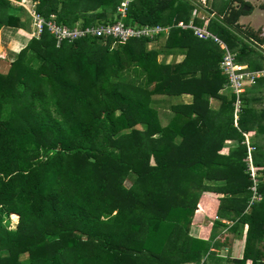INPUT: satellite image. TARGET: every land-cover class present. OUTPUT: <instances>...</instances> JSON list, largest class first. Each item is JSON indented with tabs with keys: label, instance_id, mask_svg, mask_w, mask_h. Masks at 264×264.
Wrapping results in <instances>:
<instances>
[{
	"label": "trees",
	"instance_id": "1",
	"mask_svg": "<svg viewBox=\"0 0 264 264\" xmlns=\"http://www.w3.org/2000/svg\"><path fill=\"white\" fill-rule=\"evenodd\" d=\"M35 1L44 17L55 14L70 27L121 21L170 28L125 42L84 36L60 45L44 31L13 60L0 57V264L198 263L207 241L188 229L205 191L219 195L220 217L249 226L244 256L234 262L264 264V150L252 142L263 198L249 208L252 179L243 142L244 134H264V111L253 107L264 86L247 88L235 125V96L219 94L227 82L224 50L178 26L189 23L196 4ZM245 5L251 6L231 0L221 17L197 14L193 23L206 22L238 61L262 68L264 55L245 41L255 32L239 24L251 13ZM25 10L0 0V29L24 26ZM154 42L161 47L151 48ZM184 94L191 100L170 104L164 124L154 101ZM212 99L219 100L217 108ZM229 140L236 145L221 155ZM129 177L134 185L127 188ZM11 215L19 217L15 229Z\"/></svg>",
	"mask_w": 264,
	"mask_h": 264
},
{
	"label": "crops",
	"instance_id": "2",
	"mask_svg": "<svg viewBox=\"0 0 264 264\" xmlns=\"http://www.w3.org/2000/svg\"><path fill=\"white\" fill-rule=\"evenodd\" d=\"M11 1L15 7H19V4H18L19 0H11ZM26 1H27L26 5L22 4L23 6H25L26 10L21 15L22 18H24V21L26 20L24 26H20V27L4 26L2 29H0V41H1L0 46L4 45L2 42H4V40H6V35H4V34H7V33H12V37L10 39L15 38L19 34L20 35V36L18 35L19 38L20 39L22 38L21 44L22 43L26 44L27 42H29L28 37L31 36L30 32L33 30V26H32V18H30V14L28 15L29 12L27 11L28 8H26V6L27 7L33 6L36 9L38 2L35 0H26ZM246 1H249V0H246ZM214 2H215V0L213 1L212 5L215 4ZM262 4H263V6H260L259 9L262 13H264V2ZM199 6L200 5H196L198 11L193 14L191 19H193V17L197 14H199V16H201L200 18H202V19H203V16H205L204 15L205 13L203 14L201 12ZM198 7H199V9H198ZM212 7L213 6H211V3H210V6L208 8L207 7H205V8L207 10H210ZM249 14H251V13H249ZM208 15H210V16L216 15L217 16V14L213 10H212V12L208 13ZM239 21H240V19H239ZM180 22H183V21H180ZM250 26L254 27V28L251 27L254 32L255 31H262V33H264V25L256 27V25L251 24ZM198 27L208 29L207 24H205L204 26L198 25ZM27 34L29 36H27ZM255 34H256V32H255ZM256 36L252 35L251 37L247 38L245 41L252 44L256 49H258L261 52V54L264 55V38H261L258 34H256ZM204 40H206V39H204ZM207 40H210V39H207ZM6 42H7V40H6ZM10 60H12V59H10ZM242 63H246V64L250 65V63L248 61H243ZM250 67H251V65H250ZM262 68H264V67H262ZM254 69H256V68H254ZM257 69H261V68H257ZM262 83L264 86L263 81H262ZM225 86H226V84L224 85V87L222 89H220L219 94L222 96L226 95L228 98H231V94H228V92H227L228 89H226ZM261 90H262V92H261L262 94H260V96H262V99H261L262 101H257L253 104V107L257 112L264 111V109L258 108L255 105L257 103H261L264 101V88ZM187 96H188L189 101H190L191 96L190 95H187ZM212 100H211V103H212L213 108H217L219 106V100H217V99H212ZM189 101H187V102H189ZM214 101L217 102V104H214ZM251 135H252L251 140L254 142V145L255 144L260 145L261 148H263V150H264V134L255 135L254 133L253 134L251 133ZM249 140H250V138H249ZM251 140H250V142L252 143ZM228 145H229V148L227 147ZM234 145H236V141H233V140L227 141L224 144L223 148L219 151L220 154L221 155H228L229 150ZM218 199H219V195L216 194L215 192H212V191H205L202 194V196L199 200V203H198V207L196 209L195 216L192 217V223L189 225L188 235L193 237V238H197L199 240L207 241V247L204 250V252L201 253L202 259L198 263L188 262L185 264H240V263H235L234 261L240 260L244 256L246 239H247V230H248L249 226L247 223H239V225L235 226L236 221H239L238 217H236L235 219H232V218L229 219L227 217H220L218 215L219 214L218 210H219V205H220ZM247 210L249 211L250 209L247 208ZM217 221H221L225 225L215 227V225H216L215 223ZM261 248L263 251V256H262L263 259L262 260H264V246H262ZM247 264H252V260H248Z\"/></svg>",
	"mask_w": 264,
	"mask_h": 264
},
{
	"label": "built area",
	"instance_id": "3",
	"mask_svg": "<svg viewBox=\"0 0 264 264\" xmlns=\"http://www.w3.org/2000/svg\"><path fill=\"white\" fill-rule=\"evenodd\" d=\"M195 1V0H194ZM205 4L206 0H201ZM196 2V1H195ZM122 13L125 14L126 3H123ZM32 18L33 30L30 35L33 38L41 37L44 31H48L56 39L57 45L65 41H73L84 36H104L106 38L112 37L117 38L123 42L131 38L141 37H153L161 32H167L169 26L156 25L153 27H133L127 26L125 23L119 21L114 24L107 25H92L86 27H70L67 25L60 24L56 20L55 14H51L48 18L44 17L39 13L35 7H27ZM178 26L182 28H190L194 34L202 39H210L217 42L220 47L224 50L223 59L220 63L222 72L227 77L225 88L235 96L233 101L234 108V123L238 125L237 121L240 117L242 110L243 96L250 86L257 85L260 81L264 82V68L254 69L249 64L238 61L236 53L232 52L225 42H223L214 33L209 31L207 28L196 26L193 22L184 23L179 22ZM243 141L248 146V153L246 157L247 171L250 173L252 184L250 186L251 197L248 207L250 208L254 202L262 200V193L259 191V183L262 178V174L259 172V168L253 163L252 152L256 150V147L250 142L247 134Z\"/></svg>",
	"mask_w": 264,
	"mask_h": 264
},
{
	"label": "rangeland",
	"instance_id": "4",
	"mask_svg": "<svg viewBox=\"0 0 264 264\" xmlns=\"http://www.w3.org/2000/svg\"><path fill=\"white\" fill-rule=\"evenodd\" d=\"M191 2H193L194 0H190ZM196 1V2H195ZM193 3H195L196 5H200V10L201 12L205 15V16H208V13L206 10L205 7H209L210 6V3H211V6H212V3L214 0H207L205 4H203L201 0H195ZM246 1V0H245ZM250 3V5L252 6L251 9L249 11H252L251 14H244L243 16L240 17V26L243 27V28H251L253 26H250L251 24L252 25H256L257 26H263L264 25V13H262L259 9L260 6H263V2L264 0H249L247 1ZM198 3V4H197ZM215 9L211 8V10H213L218 17H221L222 14L226 11V8L228 7V5L231 4V0H215ZM19 4V7L18 8H24L25 9V6L23 5H26L27 4V1L26 0H19L18 2ZM23 4V5H22ZM21 5V6H20ZM235 8H238L240 7L241 3L236 1V2H233L232 4ZM198 7V9H199ZM27 8V6H26ZM124 7L122 6V9ZM28 11V9H27ZM29 12V11H28ZM30 14V13H29ZM31 18V17H30ZM189 22H193V19H191ZM206 24L203 23L201 26H204ZM198 26V25H196ZM31 27V26H30ZM254 28V27H253ZM256 34H258L261 38H264V33H262V31H255ZM6 35V40H4V42H2L4 45L0 46L1 49H2V53L0 54V57L1 58H4L6 60H10V59H14L17 52L23 47V45L25 44H21V40L22 38L20 39L19 36L17 35L15 38L13 39H10L12 37V33H7V34H4ZM27 36H29L27 34ZM31 38H33L32 36H29L28 37V40L30 41ZM35 39H39V37L35 38ZM0 45H1V41H0ZM150 47L151 48H155V47H158L160 48L161 45L160 43L158 42H154V43H151L150 44ZM160 59H166V61H170L172 59V57H166L164 54H160L159 56ZM182 57H177L176 59L179 60L181 59ZM11 61V60H10ZM250 61H255V57H250ZM228 94H231L230 91H228ZM164 100V101H162ZM187 102L189 101V98L187 95H182V96H176V97H172V98H167V97H162L156 101H154V104L156 106H158L159 108V111H160V117L162 119V122L165 124V123H168L171 119V116H172V111L169 109L170 108V104L172 103H177V102ZM213 101V100H212ZM214 104H217V102L214 101ZM258 108H262L264 109V101L261 102V103H257L255 104ZM249 138L251 140V137L252 135H249ZM252 141V140H251ZM253 142V141H252ZM229 148V145L227 146ZM247 162V161H246ZM125 186L127 188H130L134 185V179H131L130 177L129 178H126L125 182H124ZM11 223L9 224L10 227L12 229H15L17 224H18V221H19V217L15 218L13 215H11ZM26 255L23 256V258H25Z\"/></svg>",
	"mask_w": 264,
	"mask_h": 264
},
{
	"label": "water",
	"instance_id": "5",
	"mask_svg": "<svg viewBox=\"0 0 264 264\" xmlns=\"http://www.w3.org/2000/svg\"><path fill=\"white\" fill-rule=\"evenodd\" d=\"M244 9H245L246 11H249V10H250V6H249V5H245V6H244Z\"/></svg>",
	"mask_w": 264,
	"mask_h": 264
},
{
	"label": "bare ground",
	"instance_id": "6",
	"mask_svg": "<svg viewBox=\"0 0 264 264\" xmlns=\"http://www.w3.org/2000/svg\"><path fill=\"white\" fill-rule=\"evenodd\" d=\"M2 53V49H1V47H0V54Z\"/></svg>",
	"mask_w": 264,
	"mask_h": 264
},
{
	"label": "flooded vegetation",
	"instance_id": "7",
	"mask_svg": "<svg viewBox=\"0 0 264 264\" xmlns=\"http://www.w3.org/2000/svg\"><path fill=\"white\" fill-rule=\"evenodd\" d=\"M251 8V7H250Z\"/></svg>",
	"mask_w": 264,
	"mask_h": 264
}]
</instances>
